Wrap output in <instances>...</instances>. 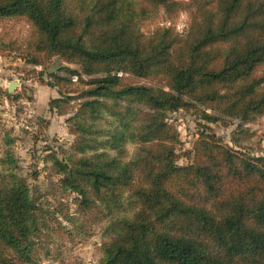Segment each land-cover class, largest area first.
<instances>
[{
	"label": "trees",
	"instance_id": "16d2710c",
	"mask_svg": "<svg viewBox=\"0 0 264 264\" xmlns=\"http://www.w3.org/2000/svg\"><path fill=\"white\" fill-rule=\"evenodd\" d=\"M159 10L171 21L186 12L185 31L144 32ZM5 21L30 26L28 62L42 55L79 68H64L84 85L77 117L90 120L77 147L95 150L56 167L66 187L110 215L100 264H264V156L211 134L195 146L198 162L178 166L164 122L182 109L208 121L264 110V0H0ZM138 104L151 111L138 127L119 118L102 126L104 108L122 116ZM129 144L142 147L126 161ZM14 163L9 151L0 158V264H29L39 214Z\"/></svg>",
	"mask_w": 264,
	"mask_h": 264
},
{
	"label": "rangeland",
	"instance_id": "374dc122",
	"mask_svg": "<svg viewBox=\"0 0 264 264\" xmlns=\"http://www.w3.org/2000/svg\"><path fill=\"white\" fill-rule=\"evenodd\" d=\"M139 5L144 6L141 2ZM188 23L186 12L171 21L159 10L148 13L141 27L151 32L159 26L172 25L182 33ZM29 33L30 26L24 21L0 23V158L8 151L13 155L15 163L10 168L28 186L39 214V231L29 264H100L103 248L113 237V231L106 229L110 215L98 201L86 204L77 191L66 187L64 175L56 167V160L86 156L94 149L77 147L78 140L86 138L90 120L88 114L77 117L81 114L84 99L79 96L84 85L64 68H79L42 55L37 56V62H28L21 47ZM54 76L64 80L58 84ZM12 82L14 89L9 92ZM52 100H60L54 109L50 107ZM129 108L127 112L121 110L122 116L113 106L104 108L100 115L102 126H107L106 119L119 118L128 128L134 124L138 127L139 120H146V114L151 113L139 104ZM164 116L178 139V166L198 162L195 146L211 134L235 151L264 156V110L251 120L220 117L217 113L219 119L208 121L194 110L183 109ZM76 117L78 128L71 120ZM140 147L129 144L125 160H130Z\"/></svg>",
	"mask_w": 264,
	"mask_h": 264
},
{
	"label": "water",
	"instance_id": "95a60500",
	"mask_svg": "<svg viewBox=\"0 0 264 264\" xmlns=\"http://www.w3.org/2000/svg\"><path fill=\"white\" fill-rule=\"evenodd\" d=\"M14 85H15V82H12L9 87H8V91L11 92L13 89H14Z\"/></svg>",
	"mask_w": 264,
	"mask_h": 264
}]
</instances>
